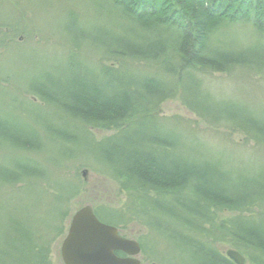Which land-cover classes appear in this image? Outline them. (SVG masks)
Returning <instances> with one entry per match:
<instances>
[{
	"label": "rangeland",
	"instance_id": "374dc122",
	"mask_svg": "<svg viewBox=\"0 0 264 264\" xmlns=\"http://www.w3.org/2000/svg\"><path fill=\"white\" fill-rule=\"evenodd\" d=\"M111 8L109 0H0V240H3L0 247L3 250L24 229L31 234L34 245L48 243L49 264H66L62 246L69 236L73 218L89 208L100 223L115 228L120 237L139 246L140 253L135 259L140 264H150L147 258L152 256L161 260L160 264H178L182 257L189 259L163 233L150 232L140 224L120 223L117 227L100 220L97 215L100 210H121L125 206V193L92 159L83 157L84 150L89 155L96 148L91 145L93 140L79 126L75 127L77 122L64 117L65 123L60 113L46 108L34 95L33 84L41 82L38 77L61 67L62 59L73 49L72 32L85 34L83 41L77 36L81 46L75 53H80L91 65L103 57L99 47L93 44L95 38L101 36V40L114 48L116 31L123 30L127 35L134 32L112 14ZM220 28L215 38L224 49L241 53L247 47L258 50L264 43L253 24L245 19ZM103 65L110 66L113 62L105 60ZM238 70L223 74L191 71L197 82V86L187 87L191 89L187 93L191 103L184 101L179 93L161 104L158 120L143 119L138 126L168 131L172 140L170 148L174 149H169V158H175L186 168L216 174V182L223 184H217L220 191H235L228 194L242 199L239 205L242 210L245 208L244 217L255 224L262 223L264 230V142L260 137L256 139L250 128L253 135H245L236 124L246 119L244 115L256 121L257 127L264 126V76ZM42 83L47 85L48 81ZM226 106L236 109L234 121L230 117L226 119ZM50 125L54 127L52 131L73 130L78 138L72 139L74 143L51 138L48 136L51 131L45 129ZM91 129L98 141L116 133ZM28 145L30 149L22 148ZM54 159L62 160L54 164ZM20 167L31 171L40 168L38 179L12 184L13 172L19 174ZM59 178L66 183L68 192L60 193L53 186ZM69 193L73 195L64 201L65 194ZM255 200L258 204L249 207ZM61 201L64 206L59 210ZM239 212L225 211L218 218L238 216ZM163 223L175 231L172 222L164 219ZM218 247L234 263L227 253L238 251L229 245ZM115 254L126 257L123 252ZM241 256L245 264H254Z\"/></svg>",
	"mask_w": 264,
	"mask_h": 264
},
{
	"label": "trees",
	"instance_id": "16d2710c",
	"mask_svg": "<svg viewBox=\"0 0 264 264\" xmlns=\"http://www.w3.org/2000/svg\"><path fill=\"white\" fill-rule=\"evenodd\" d=\"M109 1L112 14L134 32L127 35L123 30L116 31L117 41L112 39L114 48L101 40V36L95 38L93 44L99 47L103 57L91 65L80 53H75L85 34L76 31L70 34L69 30L73 49L62 59L63 65L54 72L41 74L38 77L41 82L33 84L37 100L60 113L65 123L64 117L77 122L75 127L79 126L93 140L91 145L96 150L89 155L84 150L83 157L92 159L115 179L126 195V204L121 210H100L98 217L117 227L120 223L140 224L150 232L165 234L177 250L189 255V259L182 257L178 264H234L218 245H229L252 263L264 264L262 223L255 224L244 217L245 208L242 210L239 205L242 199L230 196L229 190L220 191L217 184H223L216 182L217 175L212 171L186 168L175 158H169L168 151L174 149L170 148L172 140L168 131L138 126L143 119L158 120L161 104L179 93L184 101L191 103L187 95L191 89L187 87L197 86L190 73L193 70L223 74L240 69V72L264 76V43L258 50L247 47L237 53L216 42L220 27L239 19L251 22L264 39V0ZM77 36L82 39L80 42ZM105 60L112 61L113 65H103ZM42 81H48V86ZM229 107H225L224 115L234 121L236 109ZM243 117L246 119L238 121L237 127L247 136L253 135L252 130L255 138L260 137L264 142V126L257 127L256 121ZM51 128L54 127L45 128L51 131L48 136L61 142L74 143L78 138L73 130L52 131ZM91 128L116 133L98 141ZM37 136L36 132V139ZM22 148L28 150L31 145ZM61 160L54 159L53 163ZM38 169L20 167L19 174L13 172L12 184L38 179ZM59 179L53 186L60 193L68 192L64 180ZM71 195L65 194L64 201ZM257 200L250 202L249 207L258 204ZM64 201L57 206L59 210ZM225 211L243 213L220 220L218 215ZM164 219L176 227L174 232L164 225ZM11 240L6 250L0 247V264H49L48 243L34 245L31 234L24 229ZM159 261L153 256L147 258L150 264H160Z\"/></svg>",
	"mask_w": 264,
	"mask_h": 264
},
{
	"label": "water",
	"instance_id": "95a60500",
	"mask_svg": "<svg viewBox=\"0 0 264 264\" xmlns=\"http://www.w3.org/2000/svg\"><path fill=\"white\" fill-rule=\"evenodd\" d=\"M62 247L66 264H140L135 259L139 246L120 237L115 228L100 223L89 208L74 216ZM116 252H123L126 257H118ZM227 255L234 263L245 264L238 252L229 251Z\"/></svg>",
	"mask_w": 264,
	"mask_h": 264
},
{
	"label": "bare ground",
	"instance_id": "6f19581e",
	"mask_svg": "<svg viewBox=\"0 0 264 264\" xmlns=\"http://www.w3.org/2000/svg\"><path fill=\"white\" fill-rule=\"evenodd\" d=\"M261 36V35H260ZM263 225V224H262ZM154 258L156 259L157 257L156 256H154ZM158 259V258H157ZM159 260V259H158ZM160 262V261H159Z\"/></svg>",
	"mask_w": 264,
	"mask_h": 264
}]
</instances>
